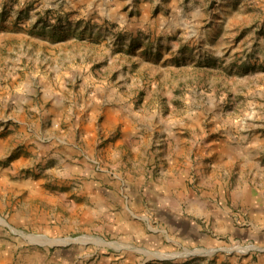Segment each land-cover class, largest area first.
Masks as SVG:
<instances>
[{
  "label": "rangeland",
  "instance_id": "374dc122",
  "mask_svg": "<svg viewBox=\"0 0 264 264\" xmlns=\"http://www.w3.org/2000/svg\"><path fill=\"white\" fill-rule=\"evenodd\" d=\"M0 264H264V0H0Z\"/></svg>",
  "mask_w": 264,
  "mask_h": 264
},
{
  "label": "crops",
  "instance_id": "0c3cea01",
  "mask_svg": "<svg viewBox=\"0 0 264 264\" xmlns=\"http://www.w3.org/2000/svg\"><path fill=\"white\" fill-rule=\"evenodd\" d=\"M191 206H192V205H191ZM190 208H191V211H192V212H193V211H196V209H194L193 206L190 207Z\"/></svg>",
  "mask_w": 264,
  "mask_h": 264
}]
</instances>
